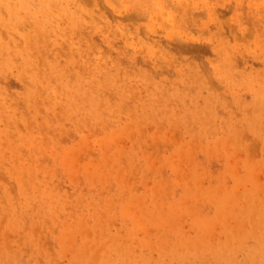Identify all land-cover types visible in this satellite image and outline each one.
I'll use <instances>...</instances> for the list:
<instances>
[{
	"label": "rangeland",
	"instance_id": "374dc122",
	"mask_svg": "<svg viewBox=\"0 0 264 264\" xmlns=\"http://www.w3.org/2000/svg\"><path fill=\"white\" fill-rule=\"evenodd\" d=\"M123 1L111 0L116 9L111 10L99 0L110 31H104L106 25L99 22L98 29L91 30L96 42L94 49H90L93 51L85 41L80 42L81 48L72 44L80 53L77 52L79 60L78 56L74 60H81L82 66L84 61L86 66L95 60L91 66H96L95 79L100 85L106 80L104 73L113 70L118 59L120 66L128 71L130 57L135 56L134 65L138 67L132 66L133 69L152 74V82L165 89L158 101L151 102L152 108L139 100L156 96L149 94L152 87L145 86L131 70L132 77L124 76L120 83L117 79L113 85L103 86L102 93L110 104L99 101L96 112L95 108L88 109L78 92L70 100L73 107L62 94H56L48 102L36 93L31 100L35 105L31 101L25 103V96L35 91L30 82L32 73L17 65L20 63L17 60L0 72V88L9 97L0 96V264H247L245 250L240 248L231 251L224 248L214 254L215 245L232 236H226L219 224L216 223L209 243L214 247L194 250L192 244L197 231L189 213L179 211L176 218L165 213L167 206L181 205L211 217L214 207L209 200H202V194L234 191L239 188L235 178L243 180L254 168L257 183H264V129L258 137L245 121L264 102V92L258 89L257 82L250 84L247 78L262 77L259 83L264 79V0H198L202 6L197 3L191 16H197L194 19L197 26L190 23L189 27L188 21L187 27H177V21L167 19L166 10L150 14V9L147 11L150 18L145 14V17H128L131 19L127 21L134 7ZM201 1L221 9L218 17L223 33L228 36L225 43L232 44L236 51L234 72L225 68L226 56L217 49L214 22L201 24L207 19ZM71 6L68 4L67 8L72 9ZM121 15L130 26L135 25L139 37L125 38L116 21ZM63 20L64 16H58L55 22L61 24ZM183 30L199 47L194 59L199 65L197 70L207 78L206 85L180 81L193 54L189 57L186 51L171 48L162 58L159 48H149L139 40L165 41L166 38L174 47L178 34H173ZM57 37V45H63V36ZM56 49L57 62L65 68L72 54ZM227 73L232 74V83L227 81ZM79 79L77 86H85L86 74L80 73ZM120 89L126 91L125 95ZM210 91L217 95L216 100L207 101L212 102L215 115L207 116L205 123L204 113L209 107L204 99ZM98 111L103 115L102 120H98ZM175 119L183 122L180 127L168 121ZM228 121L238 130L239 144L226 139L230 137ZM205 124L215 130L205 134ZM260 124L264 125V120ZM245 166L250 167L249 172ZM139 215L144 216L141 223ZM184 240H190V244ZM242 240L244 248L251 246L248 253H256L252 248L253 237L243 236ZM251 262L261 264L258 260Z\"/></svg>",
	"mask_w": 264,
	"mask_h": 264
},
{
	"label": "bare ground",
	"instance_id": "6f19581e",
	"mask_svg": "<svg viewBox=\"0 0 264 264\" xmlns=\"http://www.w3.org/2000/svg\"><path fill=\"white\" fill-rule=\"evenodd\" d=\"M126 1L131 3L133 5L134 9L132 10L133 12H130L129 16H127V19H125V20L128 21L131 19L128 17H134V18H139L141 16L145 17V14L147 15L148 14L147 11L150 9H151L150 14H151V12H153V14H156V13H158V12H156L158 10H161V11L166 10L167 14H168L167 19L174 20L175 22L177 21V23H176L177 27H179L180 25H182V26L186 25V27H187V24H189L188 25V27H189L190 23H192V24L196 23V22H194V19L197 16L196 17L193 16L194 18L191 16H192V12H194L193 10L198 5L197 3H199V5H200V1H198V0H126ZM126 1L124 0L123 2H126ZM103 2L108 7H110L111 10H116L112 6L111 0H103ZM201 3L203 4V7L206 9V14H207L206 15L207 19L205 21H203L201 24H206L207 22H214L215 35L218 39V41L216 40L218 42L217 49L221 54L226 56L225 68H227V70L234 72L235 71L234 68H235V64H236L234 52H236V51H235V48L232 44H226L225 43V42H228L227 38H226L227 35L223 33L224 28L222 26V21L218 17L221 9L215 8V6L209 5V3H207V2L201 1ZM68 4L72 5L71 6L72 9L67 8ZM123 4H125V3H123ZM127 5H128V3H127ZM100 6L101 5H100L99 0H0V72H1V70H5V68L9 69V66L17 60L20 62L17 65L20 66V64H21V67H23L24 71H29L30 73H32L31 74L32 76H30V77H32V79L30 78V82L34 86L35 91L33 93H29L30 91L27 90V93H29V94L27 96H25L26 94L24 95L26 98L25 103L31 101L33 99L32 98L33 95L36 93L40 97H42L44 101L52 102V98L56 94L57 95L58 94L65 95L67 97V100L70 101L71 99L74 98V94H75L74 92H78L83 97L82 98L83 102H85L87 104L88 109L95 108V112H96L97 108L99 106V101H102L104 103H108V100H109V98H106L104 96L105 94L102 93L103 86L104 85L105 86L113 85L117 81V79L119 80V83H120L122 80V77H124V76L125 77H132L133 75L130 72L134 71L137 73L136 76H138L140 78V80L143 82V84L145 86L149 85L152 87L149 94L152 93L156 96L148 97L145 100L139 99L135 95H131V98L136 99V100L139 99L140 104H146L152 108L153 104L151 102L154 100H157L162 95V93L165 89H161L160 88L161 84L157 85L158 82L157 83L152 82V80H151V79H153L152 74L145 73L143 71L141 72L139 70V68H138L139 71H135L133 69L132 66L136 67V65H137V64L134 65L135 62L137 61V58L135 56H131V57L128 56V57H130V60H129L130 64L126 67H131V69H129V70H131L130 72H129V70L127 71L126 68L120 66L121 59H118L119 62L118 61H117L118 63L116 62V64H115L116 66H114L115 68L113 67L114 68L113 70L106 71L104 73V77H105L104 80L105 79L106 80L104 81L103 84H100V85L98 84V82L95 79V75H97L94 73L96 66L95 67L91 66L95 60L92 63L89 62L88 65H86V66H85L86 61H84V66H82L83 62L80 65L81 60L79 62L74 60V59H77L75 57L78 56V54H77L78 50L73 49L71 47V45L77 44L80 47V42L85 41L88 45L89 50L94 49V47L96 46V42H94V38L91 35V30L92 31L97 30L98 29L97 27L100 24L99 22H103L101 24L106 25V26H103L105 28L104 31H107V32L110 31V30H108V29H110L109 24H108L109 20H107L108 17L106 16L105 12L101 9ZM201 6L202 5H200V7ZM129 7H132V6H129ZM152 9H153V11H152ZM117 11H119V10H117ZM110 13H112V12H110ZM204 14H205V12H204ZM112 15H116V13L113 12ZM148 15H147V19L150 18V17H148ZM58 16H64L65 20H63L61 22V24H58L55 22V20ZM198 16L200 18V15H198ZM120 17L119 16L116 17V21H119V23H117L115 21V18L113 20L118 24L117 26L120 27V30L122 32L124 31L123 35H125V38H127V40H128V36H131V35L137 36L139 34V30L136 27H134L135 25L130 26L128 24V22L126 23V21L123 20L122 15ZM160 19H162L161 16L159 18V21H160ZM153 20H155V19H153ZM153 20H152V22H153ZM163 20H165V19H163ZM157 22H158V20H157ZM186 22H187V24H186ZM170 23H172V21ZM174 23H173V25H174ZM197 23H198V20H197ZM130 24H132V23H130ZM147 25H148V23H147ZM194 25H196V24H194ZM87 26L89 27L88 30L85 29V28H87ZM150 26H152V25H150ZM162 26H163V24H162ZM131 27H133V29H131ZM173 27L175 29H177L175 26H173ZM146 28L147 27L145 26V30H146ZM149 29H147V30L149 31ZM115 30H117V29H115ZM115 30H114V32H115ZM179 31H181V30H179ZM182 32L175 34L173 31V33H174L173 35L178 34L177 38L174 37L176 39L174 47H172L168 43V41H166L167 40L166 38L164 39L165 41H161V39H151V38H145V39L144 38H140V39L138 38V39L141 40L142 42H144L145 45H148L149 48L150 47L159 48V50L161 51L162 58L166 57L169 54L168 52H169V49H171V48H175L177 51H186L187 53H189V55H190L189 57H191V54H193L194 56L191 57L192 62L187 64L188 65L187 70H186V72H184V76H182V74H181L180 81L183 83H199L200 82V83H203L206 85L207 78H204L202 76V73L199 70H197V69H199L198 68L199 65H198L197 61H195V59H194L196 57V55L199 54L198 53L199 47L196 46V44L191 39L188 38L189 37L188 35L187 36L185 35L186 34L185 30H183ZM141 33H143V32H141ZM117 34L122 35V34H119L118 32H117ZM168 34H170V32ZM168 34H166V35H168ZM230 34H231V36H234L233 32L232 33L230 32ZM57 36H63V40H64L63 45H61V44L57 45V42L55 39V37H57ZM155 36H157V35H155ZM118 37H120V36H118ZM137 37H139V36H137ZM106 39H108V38H106ZM61 40H62V38H61ZM229 41H231V40H229ZM56 48H58V49L60 48L59 50L62 52L67 50V54H72V55H69L70 56V59H69L70 62L67 64V66L64 65L65 68H62L63 66H59L60 64L57 62L58 61L57 57L54 54V50ZM88 49H87V51H88ZM131 49H133V47ZM96 50L100 51L98 48ZM90 51H93V50H90ZM133 51H132V54H133ZM149 51H150V49L147 52L149 53ZM56 52H59V51H57V49H56ZM94 52H95V50H94ZM129 52H131V51H129ZM93 53H92V55H93ZM84 54L86 55V52ZM159 54H160V52H159ZM50 55L53 58H51ZM127 55H131V54H127ZM151 55H152V52H151ZM108 56H109V53H108ZM143 56H147V55L143 54ZM81 57H83V56L81 55ZM125 57H127V56H125ZM125 57H123V58H125ZM176 57L178 58V56H176ZM20 59H21V61H20ZM92 59H94V58H92ZM102 59H100V60H102ZM104 59H105V57H104ZM77 60H79V56H78ZM86 60L88 61V58ZM97 60H99V59L97 58ZM107 60H108V58H107ZM153 60H154V58H153ZM196 60H197V58H196ZM111 61H112V59H111ZM108 62H106V63H108ZM126 62H127V58H126ZM63 64L64 63H62L61 65H63ZM97 67H98V64H97ZM110 67H111V65H110ZM137 67H138V65H137ZM11 68H12V66H11ZM105 69H106V67H105ZM105 69H104V71H105ZM80 73L86 74L87 82L85 83L86 84L85 86L79 88L77 85L80 81V79H79ZM231 73H227L228 79H230V80L227 79V81H229V83L232 81V74L236 75L235 73H232V74ZM101 76H99V78H101ZM107 76H109V77H107ZM81 77H82V75H81ZM138 77H136V78H138ZM247 78H248L250 84H251V82L252 83L257 82L256 85L258 86V89L260 91L264 92V79H262L261 83H259V80L262 77L260 79H258V78L255 79V77L251 78L250 76L249 77L247 76ZM100 81H102V80H100ZM81 84H82V82H81ZM117 86H119V85H117ZM226 86H228V85H226ZM120 92H122L121 94L125 95L126 91L125 90L122 91L120 89ZM174 92L175 91L173 90V93H172L173 96L175 94ZM0 96H2L3 98H9V97H7V94L5 93V91L2 88H0ZM216 96L217 95L214 92L210 91L209 95L206 96L204 99L207 107H209L207 112L204 113L205 123L207 122L206 121L207 116L211 115L212 116L211 118H213L215 115V111L212 109V106H211L212 102L211 101L207 102V101L210 99L216 100ZM56 98L58 99V96ZM79 99H81V98H79ZM82 99H81V101H82ZM9 101H11V99ZM33 102H32V104H34ZM260 102H262V100ZM17 104H19V103L17 102ZM65 104H66V102H65ZM72 104L73 103L70 101L71 106H72ZM108 104H110V103H108ZM252 104L254 105V103H252ZM68 105H69V102H68ZM16 106H18V105H16ZM21 106H22V104H21ZM3 107H5V105ZM7 108L9 111V107H7ZM35 108H37V106H35ZM259 108L260 109L258 111H256V112L253 111L250 119L245 118V121H246L248 127L251 129V132L254 133L258 137L261 134H263L262 130L264 129V125L260 124V123H262V120H264V102L261 103V106ZM77 109H78V107H77ZM195 111H197V110H195ZM0 113H1V111H0ZM7 113H9V112H7ZM92 113H94V112L92 111ZM27 114H29V113H27ZM98 114L100 116V118L98 120H100L103 115L101 114L100 111H98ZM139 115H141V114H139ZM91 116H92V114H91ZM93 116H95V115L93 114ZM162 118H165V117H162ZM194 119L196 120L197 118H194ZM103 120H105V119H103ZM168 121H170L174 127H178V126L180 127L181 124L183 123V122L179 123L178 121H176V119L175 120H168ZM154 122H158V121H154ZM228 122H226V124L228 125L227 131L230 133V137L229 138L226 137V139H228V140L231 139V141L233 143L239 144L241 138L239 136V133L237 132L238 130L235 129L233 127V125H231L230 122L229 123ZM16 125H18V124H16ZM131 125L132 124L130 123V126ZM158 125L160 127V124H158ZM173 126L171 125V127H173ZM205 126H206L205 127L206 129L204 130L205 134L215 130V129H213V128H215L213 126H208L207 124H205ZM160 128H162V127H160ZM217 129H218V127H217ZM202 131L203 130H201V132ZM213 133L215 134V132H213ZM7 134H5V135L8 136ZM9 144H12V143H9ZM25 144L26 143H24V145ZM32 144H33V142H32ZM37 145L41 146L42 144L41 145L37 144ZM34 146H35V143H34ZM34 146H32V147L29 146V147L32 149H35ZM11 147L13 148L14 146H11ZM43 149H44V147H43ZM38 150H40V149L38 148ZM115 155H116V153H115ZM245 168L248 170L247 172H249L250 167L245 166ZM256 171H257V169H255V168L251 169L248 174L246 173L247 176H245L243 178V180H241V181L239 178H235L239 188L234 190V191L230 190L229 192L223 193L222 195H217L215 193H206V192H204L202 194V196H201L203 198L202 200H204V198L209 200L210 203H212V205H213L212 207H214V211H213L211 217L204 216L201 213L199 214V212H197V213L192 212L190 209L187 208V206L182 207L181 205H179V206H167L168 212H166L165 214L171 218L172 217L176 218L178 216V214L185 213V211L187 213H189V217L191 218L192 223H194L195 229L197 231V235H196V237L193 238V244H192L194 250L195 249H197V250L198 249L199 250H201V249L202 250L203 249L204 250L205 249L210 250V248L214 247V246L210 245L209 243L211 242L210 240H211V236L213 234L212 231H213V229L217 223L221 226L222 231L226 236H231V235L232 236L228 239L223 240V242L217 243V245H215L216 248L213 251L214 254H217V252L222 251V249H224V248L228 249V251L240 248V249L245 250V254L247 256V261H246L247 264H251L252 260L253 261L258 260V261H260L261 264H264V190H263L264 183L262 181H260L262 184L257 183ZM159 172H161V171H159ZM184 181H186V180H184ZM161 183H162V181H161ZM163 185H164V183L162 184V186ZM201 197H200V199H201ZM162 207H163V205H162ZM179 211H180V213H179ZM182 211H184V212H182ZM143 217L144 216L139 215V222L140 223H141ZM164 222H165V219L163 221L160 220V223H164ZM230 222H232V223H230ZM164 225L166 226V224H164ZM166 227H169V226H166ZM215 229H218V228H215ZM130 232H128L129 235H130ZM219 233H221V232H219ZM243 236H250L251 238L253 237L254 244H253L252 248L253 249L255 248L257 250V251L255 250L256 253H254L253 255H251L252 252L248 253V251H251V246L250 247L248 246L247 248L243 247V240H242ZM183 242L185 244H190V240H184ZM255 263H256V261H255Z\"/></svg>",
	"mask_w": 264,
	"mask_h": 264
}]
</instances>
